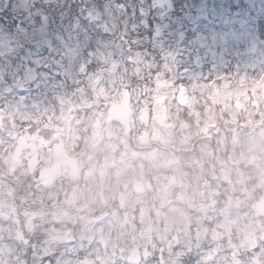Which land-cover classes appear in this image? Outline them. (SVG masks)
I'll return each mask as SVG.
<instances>
[{
  "label": "clouds",
  "instance_id": "obj_1",
  "mask_svg": "<svg viewBox=\"0 0 264 264\" xmlns=\"http://www.w3.org/2000/svg\"><path fill=\"white\" fill-rule=\"evenodd\" d=\"M60 6L29 0L33 19ZM100 15L115 69L81 41L63 84L4 97L0 264H264V40L255 73L229 49L172 64Z\"/></svg>",
  "mask_w": 264,
  "mask_h": 264
},
{
  "label": "rangeland",
  "instance_id": "obj_2",
  "mask_svg": "<svg viewBox=\"0 0 264 264\" xmlns=\"http://www.w3.org/2000/svg\"><path fill=\"white\" fill-rule=\"evenodd\" d=\"M68 1L64 3L61 0L59 10H55L51 18L37 13L33 19L29 0H7L8 9L0 15L4 22L0 26V108L4 106L5 96L27 100L42 88L63 84L66 78L71 77L72 65L84 51L81 41L87 44L90 40H96L98 34L87 26L100 21V13L114 14V10L107 13V9H91L88 4L90 0H76L74 4H79L76 15L73 18L61 16L63 12L70 13L69 9L74 11ZM153 1L156 6L153 9L149 8V0L147 7L141 3L128 9L127 25H121V43L127 41L125 50L128 53L139 54L147 49L158 52L161 61L175 64L184 59L195 65L201 59L229 49L236 57L242 54L251 57L244 64L248 73L259 70V59L255 53L256 41L260 39L255 23L264 18V0H196V3L194 0ZM19 5L24 13L22 16L18 14ZM143 7L147 15L142 13L143 18L136 19L134 13ZM102 27L111 29L112 25L103 24ZM50 30L54 34L48 38ZM37 33L45 38H37ZM109 34L108 31L104 32L105 36ZM246 39L249 45L245 52L242 45ZM27 43L28 47L18 53L19 45ZM87 55L89 65L98 62L111 64L115 69L112 52L102 39L96 40V46L87 51ZM127 63L134 64L135 57L129 55ZM80 70L85 73L86 66L81 64ZM104 72V68L98 70L101 76ZM16 74L18 76L14 78Z\"/></svg>",
  "mask_w": 264,
  "mask_h": 264
},
{
  "label": "water",
  "instance_id": "obj_3",
  "mask_svg": "<svg viewBox=\"0 0 264 264\" xmlns=\"http://www.w3.org/2000/svg\"><path fill=\"white\" fill-rule=\"evenodd\" d=\"M6 0H0V12L5 10ZM259 35L264 39V21H258L257 23Z\"/></svg>",
  "mask_w": 264,
  "mask_h": 264
},
{
  "label": "trees",
  "instance_id": "obj_4",
  "mask_svg": "<svg viewBox=\"0 0 264 264\" xmlns=\"http://www.w3.org/2000/svg\"><path fill=\"white\" fill-rule=\"evenodd\" d=\"M3 20L2 19H0V26H3Z\"/></svg>",
  "mask_w": 264,
  "mask_h": 264
}]
</instances>
